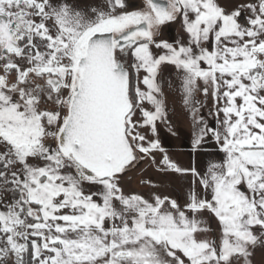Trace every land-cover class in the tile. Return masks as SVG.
<instances>
[{
  "label": "rangeland",
  "instance_id": "1",
  "mask_svg": "<svg viewBox=\"0 0 264 264\" xmlns=\"http://www.w3.org/2000/svg\"><path fill=\"white\" fill-rule=\"evenodd\" d=\"M204 1L176 0V7L156 16L162 26L152 41L130 51L126 63L131 62L134 79L129 74L127 95L136 101L124 126L132 154L108 178L86 179L57 146L72 50L88 27L96 29L102 21L147 4L0 0V15L20 44V49H6L0 35V264H22L28 239L36 252L33 264H218L220 254L229 262L264 257L262 245H234V233L217 229L215 218L230 207L245 209L247 193L262 188L257 184L258 154L238 149L249 139H238L231 126L258 128L252 110L235 117L233 101L243 94L257 96L264 112V65L250 73L258 92L240 93L235 86L218 87L216 81L220 69L224 79L240 80L234 74L249 59L251 37L264 34L254 29L263 25L252 22L242 38L247 48L233 32L220 33L221 47L232 48L208 52V58L202 54L205 38L189 37L184 47L173 37L189 33L192 28L183 19L198 17ZM262 1L241 0L254 14ZM41 9L47 16L39 19L35 13ZM227 24L225 30L233 25ZM166 27L168 36L162 35ZM203 75L209 77L203 80ZM51 76L62 81L58 90L45 84ZM212 115L215 122L207 126ZM258 142L264 146V140Z\"/></svg>",
  "mask_w": 264,
  "mask_h": 264
},
{
  "label": "water",
  "instance_id": "2",
  "mask_svg": "<svg viewBox=\"0 0 264 264\" xmlns=\"http://www.w3.org/2000/svg\"><path fill=\"white\" fill-rule=\"evenodd\" d=\"M151 2L156 12L166 10L165 1ZM1 17L10 33L8 19L4 15ZM7 41V48H17L11 39ZM77 65L81 76L68 116L59 130L57 145L72 161L80 177L109 176L131 156V147L124 134V116L130 108L129 71L113 56L110 32L92 33ZM49 84L56 90L60 81L52 79Z\"/></svg>",
  "mask_w": 264,
  "mask_h": 264
},
{
  "label": "crops",
  "instance_id": "3",
  "mask_svg": "<svg viewBox=\"0 0 264 264\" xmlns=\"http://www.w3.org/2000/svg\"><path fill=\"white\" fill-rule=\"evenodd\" d=\"M230 2L231 0H207L201 3L198 8V17L189 16V14L185 17V22L192 29L190 30L188 35L176 38L178 42H180V44L184 42L183 46L185 47L188 44V41L185 42V40H189V37L196 35L197 38L200 36L201 38H205L206 44L205 47H203L205 49L202 50V54L209 58L212 53L223 54L225 49L230 52V48H232V46L225 48L223 46L221 47L220 45L221 42L219 38L223 36L224 32H233V36H235L238 40L246 38L245 33L246 31L248 32L250 30L253 21L262 23L263 25L262 28L257 27L254 30L264 32V0L260 3V8L255 10L256 14L253 13L252 6L249 7L248 5H244L242 3L243 0L242 2L241 0H238L237 4L233 5V7L230 5ZM252 14H254L256 17L252 18ZM197 21H200V23H202V27H205V29L203 28L202 31L199 33L194 30L196 29V23H198ZM227 23H233V25L231 28L225 30L224 27L229 26ZM213 26L219 27L218 32L209 33V30ZM220 33L222 35L218 37ZM256 36L258 39L251 37L253 46L248 48L245 39H242V43L248 49V52L246 54L248 55L249 59L248 61L244 60L241 65V69L237 70V72L234 74L235 76H237V78L239 76L240 80L238 81V79H224L223 75L225 76V74H223L222 70L220 69L221 78H217V81L215 78L218 87L228 88L230 86H235L237 89H239L240 93L241 91L247 93L258 92L256 90L257 86H254L252 84L253 82L251 79L252 77L250 75V70L254 69V63H257V53L264 54V34ZM247 39L249 40L250 38ZM211 41L213 42V45L211 44L213 46L211 47L213 50L209 47L210 45L207 46V44H209ZM190 42H192V39H190ZM234 43L236 44L238 43V41L235 39ZM235 49L237 48L235 47ZM177 50L178 52H181L180 48H177ZM191 51H193V49ZM208 52L210 53V55H208ZM199 59H202V56ZM205 77L209 76L203 75L201 79L204 80ZM241 86L243 87L242 90ZM217 90L218 95H220V93H222V88H218ZM213 100L215 103L214 108H216V105L219 108L218 101L215 99ZM234 100L235 101H233V105L234 103H236V105H234V109L236 112L235 117H243L244 113L250 110H252L251 112H255H253V115L256 118L254 124L258 126L257 129L253 128L250 123L244 125L241 130L236 127L234 129V126H231V128L236 133V137L238 139L242 141L249 139L247 140L249 142L245 143L244 145L238 146V149L249 150L251 151V154H258L257 184L262 188H259L260 190L258 191H253V194L248 195L247 193V196H249L247 200L249 206L245 209H241V207L238 208V206H234L230 207L231 209H226L225 212H222L223 216L217 214L215 216L217 229L232 231V233H234V236L232 237L234 245L248 244L264 246V244L262 243V241L264 240V170L261 169V167H263L264 165V146H262V144H259L258 142L259 140H264V137H261L264 136V112L259 108V105L257 103L259 102V99L257 96L251 97L249 95L243 94ZM229 105L230 106L226 110V112L230 111L232 103ZM215 119V115L209 117V119H207V126L210 125V122H215ZM213 122L212 124H214ZM216 127L217 126H213L212 128ZM243 133H247V137L241 138V134ZM215 134H212L213 138ZM250 134H252V136ZM254 140L255 143L254 145H252L251 143ZM235 192L236 193L234 194H236V196H239V193L237 191ZM212 220L214 221L213 217ZM237 258L234 261L229 262L223 254H220V260L218 264H264L263 256L258 259H255L257 258L256 255L255 257H248V259L246 260L239 261H237Z\"/></svg>",
  "mask_w": 264,
  "mask_h": 264
},
{
  "label": "flooded vegetation",
  "instance_id": "4",
  "mask_svg": "<svg viewBox=\"0 0 264 264\" xmlns=\"http://www.w3.org/2000/svg\"><path fill=\"white\" fill-rule=\"evenodd\" d=\"M162 1H165L167 3L166 10L162 13H158L155 11L151 0H145V2L147 4V8H145V9L143 8L140 10V7H139V10L135 9L133 11V13L130 15H125L123 17L118 16V17H116V19H114V21H111L109 24H106L105 27H103V29H104L103 31H95V29H93V31L91 30L90 33L86 36L83 43H81V41L78 42V44L74 47L75 49L72 50L73 60H72V64H70V66L67 70L68 73H67L66 82H65L66 83V85H65L66 86V92L61 97V99L63 100L62 110L64 112V117H63L60 128L62 127L63 123L65 122V119L68 116L69 109L71 106L72 97L74 95L75 89L77 87L78 81H79L80 76H81V70L78 67L77 62L85 54V42H86L87 38L94 32H110L112 34V38H113V55H114V58L116 61H120L123 64V66H125L127 68L126 60L128 58L130 51H132L134 49V47L140 43L151 42L152 41L151 37L153 35H155L157 32H159L162 25L158 26V24L156 22V16L163 15V14L167 13L170 8L173 9L174 7L177 6L176 0H162ZM43 12L44 11L41 9V11L39 10V11H37V13H35V16L38 17L39 19H42L44 16H47V14L46 13L44 14ZM1 16L2 15H0V35L3 37L6 49H7V42H8L7 40L8 39H11L16 44V46H17L16 49H18V48L20 49V44H17L13 39L14 32L10 28L9 21L7 23V27L9 30H11V32H10L11 34L9 33L8 30L5 29V26L3 25V19ZM177 20L173 23L176 24L178 22ZM183 20H184V23L187 25V23L185 22V18ZM201 24L202 23H200V21L198 23H196V32H198L200 27H202ZM90 27H88L87 29H90ZM218 30H219L218 26H216V27L213 26L209 30V33L218 32ZM199 32H201V31H199ZM162 35H164V36L170 35V28H168V27L164 28L162 31ZM187 35H188V33H187ZM173 37L178 38V37H182V36L179 34V32L178 33L175 32V33H173ZM263 55L264 54H262V53H257V55H256L257 56L256 57L257 58V64L259 63L258 66H260V67H262L264 65V59L262 58ZM52 79L59 80L58 77H55V76L44 78L45 84L51 88H52V86L49 84V81ZM62 84H63L62 81H60V85L56 90H58ZM64 156H66V155H64ZM128 159H130V157ZM69 161H70V159H69ZM80 169H82V168H80ZM78 175L80 177L79 173H78ZM101 177L102 176H99L96 178H101Z\"/></svg>",
  "mask_w": 264,
  "mask_h": 264
},
{
  "label": "trees",
  "instance_id": "5",
  "mask_svg": "<svg viewBox=\"0 0 264 264\" xmlns=\"http://www.w3.org/2000/svg\"><path fill=\"white\" fill-rule=\"evenodd\" d=\"M116 17L117 16H113L112 17V19H109L108 21L109 22H107V23H102V22H100V23H98V25H97V27H96V29H95V31H103L104 29H103V27H105V25L106 24H109L111 21H114L113 19H116ZM99 28V29H98ZM93 29L94 28H91V29H86V30H84L83 31V34L81 35V37H82V39H80L79 41H81L82 40V42L81 43H83L84 42V40H85V38H86V36L90 33V31L92 30L93 31ZM76 44H78V43H76ZM76 46V45H75ZM129 55H130V53H129ZM128 55V56H129ZM127 68H128V70H129V74H130V76H131V80L132 79H134V75H133V73H132V70H131V62L129 63V64H127ZM264 69V68H263ZM260 66H258V67H255L254 69H252V70H250V73L251 74H254V72H256V71H258L259 72V70H263ZM132 82V81H131ZM129 84H130V82H128V85H127V92L129 91ZM130 101V104H131V107L130 108H132L133 107V102H135L136 101V98H134V100H129ZM135 107V106H134ZM133 107V108H134ZM132 110V109H131ZM127 127V126H126ZM69 161V160H68ZM1 167V166H0ZM101 178H108L107 176H102ZM19 195V193H18V191H16L15 193H13V197L14 198H16L17 196ZM24 207H25V205H23ZM32 222H33V220H32ZM32 238V237H31ZM36 242H38L37 244L39 245L40 244V240L38 239V238H33ZM41 250V249H40ZM36 252H35V248L33 247V243L31 242V240L30 239H28V243H27V245H26V250H25V252H24V254H23V257H22V264H33V263H36L37 262V257H35V254ZM51 255H52V253H51Z\"/></svg>",
  "mask_w": 264,
  "mask_h": 264
}]
</instances>
